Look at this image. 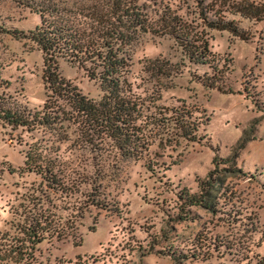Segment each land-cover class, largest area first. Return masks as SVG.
<instances>
[{"label": "rangeland", "instance_id": "1", "mask_svg": "<svg viewBox=\"0 0 264 264\" xmlns=\"http://www.w3.org/2000/svg\"><path fill=\"white\" fill-rule=\"evenodd\" d=\"M95 1L0 0V97L30 109L53 98L42 78L41 50L9 30L32 28L40 20L37 8L45 6L88 29V8ZM164 1L193 15L192 0ZM146 9L153 14L150 3ZM225 16L249 33L241 39L227 30L208 32L210 56L232 92L202 84L194 73L209 75L212 69L188 62L167 34L135 32L124 46L125 76L149 104L147 114L154 104L182 101L201 120L198 141L152 127L148 152L156 162L153 170L144 165L145 157L120 156L107 139L88 144L71 120L60 127L26 129L0 119V233L16 232L28 210L44 207L68 226L63 234L37 243L33 264H264V19ZM154 57L177 63L180 71L158 73L145 61ZM56 65L86 96L103 93L98 79L88 77L76 62L58 56ZM242 138L243 145L236 146ZM29 144L55 149L79 175L70 192L53 191L23 168ZM232 151L241 172L217 174L208 196L214 208L191 205L187 217L176 219L178 190L196 191L197 179L213 166V155ZM94 179L107 207L88 201Z\"/></svg>", "mask_w": 264, "mask_h": 264}, {"label": "trees", "instance_id": "2", "mask_svg": "<svg viewBox=\"0 0 264 264\" xmlns=\"http://www.w3.org/2000/svg\"><path fill=\"white\" fill-rule=\"evenodd\" d=\"M146 2L153 6V14L146 9ZM192 2L193 15L188 17L162 0H97L88 8V29L77 21L59 16L53 8H37L40 20L32 28L9 31L15 37H26L41 50L44 64L42 78L50 91L48 96L53 98L51 101L45 99L40 108L30 109L1 96L0 119L26 129L55 128L57 125L60 127L63 121L71 120L77 122L83 140L88 144L97 146L95 140L101 143L107 139L120 156L145 157L144 165L153 170L156 162L148 152L152 127L159 126L163 133H169L174 138L198 141L201 135L197 129L201 120L182 101L172 105L154 104L155 110L147 114L145 111L149 104L134 92L125 76L129 62L124 46L135 32L167 34L188 62L205 64L212 69L209 75L206 71L194 73L202 84L221 92H232L224 85L223 70L210 56L208 32L212 29L227 30L241 39H248L249 33L238 25L234 17H226L225 13L257 21L264 19V2L259 0ZM58 56L76 62L84 68L88 77L98 79L103 93L98 98L88 97L65 80L57 71ZM145 61L148 67L161 74L180 71L177 63L171 64L166 59L154 57ZM151 122L153 125L149 127ZM62 137L59 135L57 139ZM243 142L244 138L236 146L243 145ZM42 145H28L24 151L23 168L37 174L39 181L53 191L70 192L69 189L79 182V175H74L75 172L69 169L55 149ZM235 156L236 151L224 157L214 154L213 166L197 179V190H178L179 212L176 219L187 217L191 205L214 208L208 196L217 174L225 170L241 172V168L235 165ZM228 162H233L232 166H226ZM92 183L87 194L88 201L107 207L108 201L105 196H100L95 179ZM40 209L34 212L28 210L16 232L0 233V264H33L37 243L45 237L59 236L68 229L64 222L53 217V212L47 207ZM171 256L176 260L173 252Z\"/></svg>", "mask_w": 264, "mask_h": 264}]
</instances>
